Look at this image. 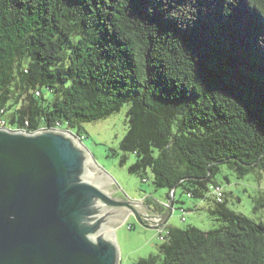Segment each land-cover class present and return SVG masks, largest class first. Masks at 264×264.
<instances>
[{
	"label": "trees",
	"instance_id": "obj_1",
	"mask_svg": "<svg viewBox=\"0 0 264 264\" xmlns=\"http://www.w3.org/2000/svg\"><path fill=\"white\" fill-rule=\"evenodd\" d=\"M125 105L129 172L222 222L167 228L136 264H264V222L211 191L223 167L264 175V0H0L5 128L69 131Z\"/></svg>",
	"mask_w": 264,
	"mask_h": 264
},
{
	"label": "water",
	"instance_id": "obj_2",
	"mask_svg": "<svg viewBox=\"0 0 264 264\" xmlns=\"http://www.w3.org/2000/svg\"><path fill=\"white\" fill-rule=\"evenodd\" d=\"M77 142L0 128V264H119L114 230L129 210L146 228L166 225L177 186L164 215H144L115 198Z\"/></svg>",
	"mask_w": 264,
	"mask_h": 264
},
{
	"label": "rangeland",
	"instance_id": "obj_3",
	"mask_svg": "<svg viewBox=\"0 0 264 264\" xmlns=\"http://www.w3.org/2000/svg\"><path fill=\"white\" fill-rule=\"evenodd\" d=\"M44 92L49 95L46 90ZM129 107L125 105L120 112L106 119L85 123L81 127L68 130L87 151L95 169L111 180L116 199L125 201L129 207L135 206V209L144 215L154 216L159 213L162 216L168 211L171 203L169 190L154 185L151 171L148 172L146 180L131 174L129 168L136 162V156L120 149L121 141L129 127L127 117ZM63 129L65 130L58 129V131L68 133L67 127ZM125 156L126 163L122 164ZM225 176L228 177L229 183L225 180ZM217 181L226 192L228 206L232 210L257 222H264V175L260 176V172L255 170L238 179L233 171L223 167ZM175 198L177 202L174 204L171 216L161 230L144 227L138 221L137 215L128 209L130 214L123 224L114 230L115 242L119 250V264H136L140 259L158 253V246L161 243L159 234L167 228L186 229L195 226L203 231H209L221 227L222 222L209 212L208 201L190 199L186 194H182L181 190L177 191ZM196 204H199L201 209L196 210Z\"/></svg>",
	"mask_w": 264,
	"mask_h": 264
},
{
	"label": "built area",
	"instance_id": "obj_4",
	"mask_svg": "<svg viewBox=\"0 0 264 264\" xmlns=\"http://www.w3.org/2000/svg\"><path fill=\"white\" fill-rule=\"evenodd\" d=\"M5 124H6V122L2 118H0V128L1 129H5ZM47 130L58 131V129H55V130H53V129H42V130H39V131L31 133V134H36V133H39L41 131H47ZM21 132H25V131H21ZM211 191H212V195H214L215 198L219 202H221L223 197H224V189H223V187L216 186V187H213ZM189 197H190V195H189ZM159 239H162L161 233L159 234Z\"/></svg>",
	"mask_w": 264,
	"mask_h": 264
},
{
	"label": "crops",
	"instance_id": "obj_5",
	"mask_svg": "<svg viewBox=\"0 0 264 264\" xmlns=\"http://www.w3.org/2000/svg\"><path fill=\"white\" fill-rule=\"evenodd\" d=\"M196 208V210H198V209H201L200 207H199V204H196V206H195ZM194 209H192V211H193ZM156 215H160L159 213L158 214H156Z\"/></svg>",
	"mask_w": 264,
	"mask_h": 264
},
{
	"label": "bare ground",
	"instance_id": "obj_6",
	"mask_svg": "<svg viewBox=\"0 0 264 264\" xmlns=\"http://www.w3.org/2000/svg\"><path fill=\"white\" fill-rule=\"evenodd\" d=\"M78 143V145L81 147V144L79 143V142H77Z\"/></svg>",
	"mask_w": 264,
	"mask_h": 264
},
{
	"label": "clouds",
	"instance_id": "obj_7",
	"mask_svg": "<svg viewBox=\"0 0 264 264\" xmlns=\"http://www.w3.org/2000/svg\"><path fill=\"white\" fill-rule=\"evenodd\" d=\"M5 129H7V128H5ZM53 130H55V129H53ZM19 132H21V131H19ZM69 132V131H68ZM27 133V132H26ZM189 197V196H188Z\"/></svg>",
	"mask_w": 264,
	"mask_h": 264
}]
</instances>
